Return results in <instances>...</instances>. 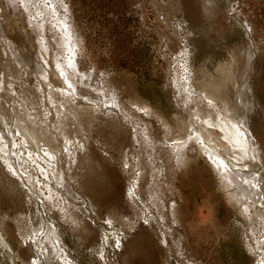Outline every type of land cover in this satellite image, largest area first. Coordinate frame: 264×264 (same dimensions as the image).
<instances>
[{"label":"rangeland","instance_id":"obj_1","mask_svg":"<svg viewBox=\"0 0 264 264\" xmlns=\"http://www.w3.org/2000/svg\"><path fill=\"white\" fill-rule=\"evenodd\" d=\"M5 1L0 264H259L246 223L232 213L204 158L193 154L174 176L166 157H154L155 191L165 205L177 201L176 225L157 219L145 191L132 205L125 163L131 158L137 170L139 144L132 140L144 129L151 140L170 143L185 137L189 123L211 122L228 145L216 125L223 117L248 137L246 171L264 180V0H37L24 7L15 0L13 8ZM51 5L60 11L45 18L41 9ZM62 17L73 37L68 50L56 43L62 37L53 19ZM39 22L48 28L39 31ZM76 110L83 119L73 116ZM49 196L68 207L67 215L53 209ZM165 223L175 233L162 244Z\"/></svg>","mask_w":264,"mask_h":264},{"label":"bare ground","instance_id":"obj_2","mask_svg":"<svg viewBox=\"0 0 264 264\" xmlns=\"http://www.w3.org/2000/svg\"><path fill=\"white\" fill-rule=\"evenodd\" d=\"M15 0H8L9 4H14ZM17 1V0H16ZM31 1H37V0H19V5L20 3H23L21 5L26 6V4L30 3ZM40 1V0H39ZM52 1V0H51ZM58 1V0H57ZM14 2V3H13ZM33 2V3H35ZM42 2V0H41ZM39 2V3H41ZM50 2L49 0L47 1V3ZM53 2V1H52ZM56 1H54L55 3ZM60 2V1H59ZM5 3H7V1H5ZM17 3V2H16ZM32 3V4H33ZM45 3V2H44ZM7 3V5H9ZM36 4V3H35ZM42 4V3H41ZM60 4V3H59ZM63 4V2H62ZM5 4V6H7ZM31 5V4H30ZM38 5V4H37ZM49 5V4H48ZM14 8H15V5H13ZM42 6V5H41ZM50 6V5H49ZM55 6V5H54ZM57 6V5H56ZM62 6V5H61ZM12 7V5H11ZM19 7V6H18ZM36 7V11L39 10L37 9V6ZM45 7V6H44ZM43 7V8H44ZM47 7V6H46ZM65 7V6H64ZM10 8V7H9ZM13 8V7H12ZM17 8V7H16ZM28 8V7H27ZM39 8V6H38ZM41 8V7H40ZM60 6H59V9L55 8L58 10V12L60 11ZM26 9V8H25ZM30 9V8H29ZM28 9V10H29ZM35 9V8H34ZM52 5H51V8L50 9H47L42 11L41 9V12H43V15L45 16V18L47 17L48 14L51 13V15L53 13H55V11L57 12V10H55ZM63 9L65 10V8H62L61 12H63ZM18 10V9H17ZM16 10V11H17ZM26 11V10H25ZM24 11V12H25ZM30 11V10H29ZM66 11V10H65ZM64 11V12H65ZM22 12V11H21ZM33 12V11H32ZM27 13V11L25 12ZM36 13V12H34ZM39 13V11H38ZM30 15L32 14L31 12L29 13ZM28 14V15H29ZM41 14V13H40ZM39 14V15H40ZM68 14V13H67ZM66 14V15H67ZM27 15V16H28ZM37 15V16H39ZM42 15V16H43ZM55 15V14H54ZM53 15V16H54ZM26 16V15H24ZM23 16V17H24ZM33 16V15H32ZM36 16V14L34 15ZM50 16V15H49ZM56 16V15H55ZM58 16V15H57ZM64 16V15H63ZM15 17V16H14ZM20 17V16H19ZM31 17V16H30ZM61 17V16H60ZM41 18V17H40ZM40 18H36L37 21L40 19ZM53 18V17H52ZM58 18V17H56ZM67 18V17H66ZM69 18V17H68ZM28 19H31V18H28ZM35 19V18H34ZM42 19V18H41ZM44 19V18H43ZM50 19V17H49ZM45 23H46V19H44ZM61 20H63V17L61 18ZM61 20H58V19H53L54 23L58 22V25L55 26L56 27V31L58 32V30H61V32L59 31V33H61V36L59 35L58 37H62L60 39H57L56 36L55 38L57 39V46L59 48H62V50L64 48H68V46H70L71 44L68 43L70 41V33L68 32L67 28H70V27H65L66 25H64V21L66 20H63V25L62 23L60 24L59 21ZM28 21V20H27ZM34 21V20H32ZM31 21V22H32ZM42 21V20H41ZM44 22L41 24L39 22V26H38V29L39 31H43L44 27L46 24H44ZM49 22V21H48ZM69 22V21H68ZM25 23H27L25 21ZM28 23H30L28 21ZM36 23V22H34ZM33 23L32 26H34L35 24ZM53 22H51L50 24H52ZM29 24V26H30ZM57 24V23H56ZM38 25V24H37ZM70 26V25H69ZM51 28H53L54 26H49ZM58 27V29H57ZM60 27V28H59ZM30 28V27H29ZM32 28V27H31ZM48 28V27H45V29ZM34 29V28H33ZM37 29V28H36ZM54 29V28H53ZM47 31V30H46ZM45 32V30H44ZM49 32V31H48ZM52 32V31H50ZM43 32H41L42 34ZM56 33V32H55ZM58 33V34H59ZM40 34V35H41ZM3 35V34H2ZM38 35V34H37ZM51 35V34H50ZM57 35V34H56ZM72 35V34H71ZM75 34L73 33L72 36H74ZM40 37V36H39ZM42 39L43 38V34L41 35ZM75 37V36H74ZM73 39V37H72ZM71 39V40H72ZM80 39V38H79ZM55 41V39H53ZM78 41V40H77ZM72 42V41H71ZM55 43V44H56ZM73 43V42H72ZM70 44V45H69ZM74 44V43H73ZM45 45V44H44ZM76 45V44H75ZM73 45V46H75ZM56 46V47H57ZM45 47V46H44ZM77 47V46H75ZM73 47V49L75 48ZM58 48V49H59ZM72 48V46H71ZM80 48V47H79ZM53 49V48H52ZM65 49V50H66ZM70 49V48H69ZM71 49V51L73 50ZM54 50V49H53ZM68 50V49H67ZM78 50V49H77ZM75 51V50H74ZM51 51L49 50V53ZM71 54V52H70ZM75 54V52H74ZM82 53H80L81 55ZM40 57V56H39ZM65 58V57H64ZM67 58V57H66ZM71 58L73 59V57L71 56ZM71 60V59H70ZM74 60V59H73ZM62 62V61H61ZM60 62V63H61ZM69 62V59L68 61ZM70 63V62H69ZM68 63V64H69ZM64 64H60V66H63ZM70 66L72 68H74V64L72 63L71 61V64ZM1 69V68H0ZM76 69V68H75ZM57 70V69H56ZM54 71V70H52ZM59 72V71H58ZM70 73V72H69ZM72 74H69L68 76H71L72 80H73V77L76 76V70L75 72H71ZM57 74V73H56ZM60 74V73H59ZM58 74V75H59ZM65 75V74H64ZM67 75V74H66ZM80 76V75H79ZM66 77V76H64ZM68 79V78H67ZM67 79H62V81L70 87H74L73 85H71L72 81L69 82ZM83 79V78H82ZM58 80V79H57ZM82 81V80H81ZM59 82V81H58ZM2 83V82H1ZM74 85H76V82L74 83ZM78 85V84H77ZM48 86H51L48 84ZM53 86V84H52ZM70 87V88H71ZM52 88V87H50ZM68 88V87H67ZM74 89V88H73ZM72 89V90H73ZM70 90V91H72ZM77 94V93H76ZM89 95V94H88ZM70 97H75V93L73 92L71 94ZM78 97V96H77ZM72 99V98H71ZM91 99V98H90ZM69 103V102H68ZM72 104V103H71ZM115 107L117 106L116 103L114 105ZM118 107V106H117ZM75 108V107H74ZM73 109V108H72ZM79 109V108H78ZM80 110V109H79ZM61 112V111H60ZM75 112H77L78 114H76ZM73 111V114L75 113L76 115H73V116H76V117H80L81 119H83V115L81 112L79 111ZM121 112V111H120ZM58 113V112H57ZM68 114V113H67ZM60 115V114H59ZM85 116V115H84ZM87 116V115H86ZM220 116V115H219ZM124 117V115H123ZM126 117V116H125ZM128 117V116H127ZM131 118V117H130ZM209 118V117H208ZM223 118V117H222ZM221 118V120L217 123L216 122V125L218 127V129L220 130V132L222 131L224 136H222V138L224 139V141L228 142L229 144L228 145H225V144H220L221 142H219V139H221V137L219 138V134H216L214 131H211L210 127L211 125H213L211 122L206 124L205 122V125L201 123H197V122H192V123H189V126H188V129H187V134L185 135V137H181V135H179L178 137L180 138H177V137H174L176 139H173V141H170L169 143V140H165L166 142H159V141H153L151 140V138L146 134V133H143L145 132L146 130L144 129L143 132L141 133H138L136 130V133H138L137 135L135 134V137H134V140H132L135 144H139V150H138V162L135 166H137V170H135V167L134 169L131 168V163L129 161V159H126L127 160V163H125V165L128 166L129 168V172H130V175L133 179V182L131 184V187L128 191V196L129 198L131 199V201L133 202L132 205L135 203V202H138L139 200V194L142 192L145 194L148 193L150 194V203L153 207V212L156 214V216L160 217V218H157V219H161L162 223L164 224V222L167 220H169L172 224L174 223L175 225L177 224L178 222V211H177V201L174 200V201H167L166 202V205L162 202V200H159L161 196H158L159 194H156L158 191H155V185H154V181L157 182L156 179H154L156 176L154 175V172H155V166L154 164L156 163V160L154 159V157H159L161 160H164L162 157H166V162L169 163V164H172L171 166V172H174V176H176L177 174V171L178 170H182V168L184 169V167L192 162V157H193V154L198 156V157H201V158H204L208 164L210 165V167L212 168V171L213 173L216 175V178L218 180V184H217V187H218V190L219 192L221 193V195L224 197L225 201L227 202V204L230 206L229 208L231 209L232 213H234L235 215H237L239 218V221L242 219L246 225H247V228L249 229L250 231V234L251 236H248L249 238L251 237L252 238V241L253 243H251L252 245H249L248 248H251L250 250L252 251H256L258 252L259 251V256L261 255L262 256V259H261V262L259 264H264V251H261L264 249V193L262 192L263 191V187H264V183H263V178L260 176H258V179L256 178L257 176H255L256 173H251L248 171H246V159L249 161V159L247 158L248 156H251V154L249 155L247 152L249 151V145L246 141V139L248 140V137L246 138L245 134L243 131L240 130V128L237 126V125H232L230 122H227L226 120L223 121V119ZM85 119V118H84ZM125 119V118H124ZM210 119V118H209ZM128 120V118H127ZM134 120V119H133ZM218 120V119H217ZM130 121V120H128ZM188 121V120H186ZM206 121V120H205ZM210 121H214V120H210ZM204 123V122H203ZM220 123V124H219ZM135 124V123H134ZM145 124V123H144ZM132 127L134 126L133 124L131 125ZM140 127V126H139ZM146 127V126H145ZM148 127V126H147ZM209 127V128H208ZM214 127V126H213ZM212 127V128H213ZM135 128H138L137 126ZM139 129V128H138ZM141 129V128H140ZM143 129V128H142ZM150 129V128H149ZM75 130V129H74ZM213 130V129H212ZM215 130V129H214ZM217 130V129H216ZM142 131V130H141ZM148 131V130H147ZM166 131V130H165ZM66 132L67 130L64 131V134H65V143L68 142V137H66ZM186 132V131H185ZM219 132V133H220ZM148 133V132H147ZM170 133V132H169ZM168 133V134H169ZM173 133V132H172ZM166 135V134H165ZM229 135V137H228ZM249 136V135H248ZM170 137V136H169ZM67 138V139H66ZM82 138V137H81ZM165 138V137H164ZM70 139V138H69ZM133 139V138H132ZM167 139V138H166ZM233 139L235 141H233ZM250 139V137H249ZM73 139L71 138V141ZM155 140V139H154ZM171 140V138H170ZM249 141V140H248ZM70 142V141H69ZM68 142V143H69ZM73 142V141H72ZM81 142V141H80ZM67 143V144H68ZM219 143V144H218ZM250 143V142H249ZM82 145L83 142L81 143ZM252 144V142H251ZM74 145V144H72ZM71 145V146H72ZM81 145V149H83ZM69 146V147H71ZM85 146V145H84ZM66 149H67V146L65 145ZM251 147V146H250ZM75 148V147H74ZM73 148V149H74ZM80 148V147H79ZM86 149V147H85ZM133 149V147H132ZM143 149V151H142ZM76 150V149H74ZM73 150L72 154L73 156L76 154V152ZM149 150H151V155H148L150 154ZM67 151V150H66ZM58 152V151H57ZM68 152V151H67ZM134 152V151H133ZM249 152H252V151H249ZM69 153V152H68ZM136 153V154H137ZM135 154V152H134ZM85 155V154H84ZM148 156H151V157H148ZM134 157V156H133ZM26 158V157H25ZM37 158V157H36ZM33 159V158H32ZM90 159V158H89ZM150 159V161H149ZM198 159V158H196ZM73 160V159H72ZM136 161V160H135ZM248 163V162H247ZM88 165V164H87ZM8 167V164L6 165ZM134 165H132L133 167ZM6 167V168H7ZM26 167V166H25ZM81 167V166H79ZM11 169V167H9ZM7 171H10L8 169H6ZM21 170V169H20ZM41 170V169H39ZM70 170V169H69ZM50 171V170H49ZM82 171V170H81ZM21 172V171H20ZM42 172V171H40ZM25 174V172H23ZM14 174H12L13 176ZM47 175V174H45ZM51 175V174H50ZM172 175V176H173ZM57 176V175H56ZM155 176V177H154ZM171 176V177H172ZM61 177V176H60ZM154 177V178H153ZM159 177V175H158ZM157 177V179H158ZM53 178V177H52ZM175 179V177H173ZM256 179V180H255ZM14 180V179H13ZM74 180V179H73ZM16 181V180H15ZM173 182V181H172ZM158 183V182H157ZM168 183V182H167ZM159 184H156V186H158ZM161 185V184H160ZM14 187V186H13ZM160 187V186H159ZM172 187H174V185L172 184ZM42 188V187H41ZM50 188V187H49ZM158 188V187H157ZM162 188V187H161ZM142 189H144L142 191ZM169 190L171 189L168 188ZM175 189V188H174ZM159 190V189H158ZM17 191V189H16ZM145 191V192H144ZM71 192V191H70ZM56 193V192H55ZM172 193V192H171ZM177 193V192H176ZM58 194V193H57ZM169 194V193H168ZM47 195V194H46ZM59 195V194H58ZM162 195V193H161ZM164 195V194H163ZM146 196V195H145ZM31 197V196H30ZM141 197H144V196H141ZM172 198V197H171ZM48 200L49 202L51 203V205H53V209L54 210H57L58 213L60 214H66L67 215V210H68V207H65L66 205H64L63 203L61 202H58L56 201V199H54L53 196H49L48 197ZM164 200V199H163ZM57 203H56V202ZM141 201V200H140ZM148 201V200H147ZM166 201V200H165ZM149 203V201H148ZM149 203V205H150ZM31 204V203H30ZM135 204H138V203H135ZM142 204V203H141ZM144 204V203H143ZM148 205V206H149ZM150 205V206H151ZM137 206V205H136ZM145 206V209L148 211V206ZM135 207V206H134ZM140 207V206H139ZM138 208V207H137ZM135 209V208H134ZM36 210V208H35ZM144 210V209H143ZM35 212V211H34ZM144 212V211H143ZM70 213V212H69ZM138 213V212H137ZM146 213V211H145ZM152 213V212H151ZM142 214V213H141ZM60 215V217L62 216ZM152 215V214H151ZM59 216V215H58ZM65 216V215H64ZM143 216V215H142ZM66 217V216H65ZM146 217V216H145ZM155 217V216H153ZM34 218V217H33ZM64 218V217H63ZM155 218V219H156ZM263 220L260 222V219ZM35 219V218H34ZM61 219V218H60ZM145 219V218H144ZM152 219V218H151ZM155 219H152L155 220ZM37 220V219H36ZM123 220V219H122ZM150 220V219H149ZM151 221V220H150ZM124 222V221H123ZM154 222V221H153ZM159 222V220H158ZM159 222V223H161ZM243 222V223H244ZM152 223V222H151ZM157 223V221H156ZM155 223V224H156ZM40 224V223H39ZM158 224V223H157ZM167 225V223H165ZM125 225V224H123ZM150 225V224H149ZM152 225V224H151ZM161 227L163 225L159 224ZM170 225V224H169ZM244 225V224H243ZM40 226V225H39ZM76 226V225H75ZM127 226V225H126ZM129 226V225H128ZM153 226V225H152ZM158 226V225H157ZM156 226V228H157ZM178 226V225H177ZM262 226V229H263V233L261 234L260 233V228ZM38 227V226H37ZM46 227V226H45ZM54 227V226H53ZM154 227V226H153ZM160 227V228H161ZM168 228H166V232H163V230L165 229V227H163L164 229H162V234L159 236L161 239H162V244H166V241H167V237L172 234V233H175V229L172 231V227L171 229L169 228V226L167 225ZM150 228V227H149ZM148 228V229H149ZM175 228V227H174ZM246 228V229H247ZM90 229V228H89ZM154 230V228H152ZM160 229V230H161ZM170 229L171 230V233L168 232L167 233V230ZM54 229H52V231L49 233L51 234V238H55V241L57 243L55 244H59V239L55 233V231H53ZM76 230V229H75ZM169 230V231H170ZM179 230V229H177ZM158 231V229L156 230ZM154 230V232H156ZM248 231V230H247ZM119 232V231H118ZM48 233V235H49ZM77 233V232H76ZM159 233V232H158ZM249 233V232H247ZM178 234V232H177ZM181 234V233H180ZM249 234V235H250ZM258 234V235H257ZM174 235V234H173ZM56 236V237H55ZM122 236V235H121ZM172 236V235H170ZM177 236V235H176ZM158 237V238H159ZM175 237V236H174ZM116 238V236H115ZM172 238V237H171ZM119 239V238H118ZM123 239L124 237H122L121 241H117V245H116V248L117 250L119 249L120 250V247H122L123 245ZM185 239V238H184ZM125 240V239H124ZM170 240V239H169ZM173 240H176V238H174ZM172 241V240H170ZM169 242V241H168ZM177 242V246L175 248L178 247V241ZM250 243V242H249ZM172 244V242H171ZM58 245V246H59ZM168 245V244H167ZM170 245V244H169ZM173 245V244H172ZM174 246V245H173ZM53 247V246H52ZM62 246H59V249L61 248ZM167 247V246H166ZM170 246H168L169 248ZM180 247V246H179ZM126 248V247H125ZM57 249V248H56ZM63 249V247L61 248ZM174 249V248H173ZM179 249V248H178ZM170 250V249H169ZM175 250V249H174ZM179 251V250H178ZM261 251V252H260ZM59 252V251H58ZM102 252V251H101ZM101 252H98V254H101ZM177 252V251H176ZM179 253V252H177ZM181 253V252H180ZM65 255V254H64ZM120 256V255H119ZM61 257V256H60ZM68 257V256H67ZM70 258V257H69ZM101 258V257H100ZM119 259V258H118ZM70 260V259H69ZM75 260V259H74ZM115 260V258H114ZM58 261V260H57ZM116 261V260H115ZM124 261V260H122ZM126 261V260H125ZM124 261V262H125ZM38 263V262H37ZM36 263V264H37ZM112 263V262H111ZM55 264V263H54ZM119 264V263H118ZM121 264V263H120Z\"/></svg>","mask_w":264,"mask_h":264}]
</instances>
